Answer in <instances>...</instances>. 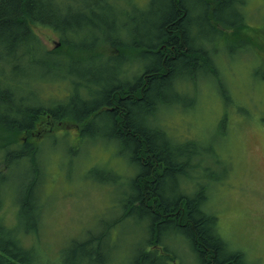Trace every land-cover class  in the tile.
I'll return each instance as SVG.
<instances>
[{
	"label": "trees",
	"instance_id": "16d2710c",
	"mask_svg": "<svg viewBox=\"0 0 264 264\" xmlns=\"http://www.w3.org/2000/svg\"><path fill=\"white\" fill-rule=\"evenodd\" d=\"M244 5V0H152L142 11L135 0H0V165L7 171L20 165L35 170L27 161L36 157L39 163L31 141L37 139V125L47 119L46 113L80 124L90 117L82 135L105 129L108 140L126 149L138 168L123 217L144 219L149 236L133 264L175 263L176 255L162 241L168 232L185 236L197 264H251L243 249L220 233L209 203L208 188L223 180L231 164L220 158L218 148L175 136L162 119L165 107H195L196 99L186 94L190 87L197 89L200 78H219L218 51L229 46L233 54L253 47L243 31ZM34 26L51 28L61 45L45 47ZM107 46L117 54L105 56ZM107 59L120 65L115 81H101L94 71L61 70L67 61L91 66ZM131 66L136 74L130 79L125 75ZM179 71L185 73L173 81ZM39 78H70L71 91L48 106L33 90ZM226 100L232 102L231 97ZM100 113L103 125L95 118ZM2 175L0 195L7 180ZM40 180L31 178L21 194V224L11 228L0 223V264H54L23 244L38 226L23 223L20 211L28 214L24 200L41 195ZM104 235L74 242L58 264H110L102 252V260L95 257L101 246H92Z\"/></svg>",
	"mask_w": 264,
	"mask_h": 264
},
{
	"label": "rangeland",
	"instance_id": "374dc122",
	"mask_svg": "<svg viewBox=\"0 0 264 264\" xmlns=\"http://www.w3.org/2000/svg\"><path fill=\"white\" fill-rule=\"evenodd\" d=\"M135 1L142 11L151 7L152 0ZM244 2L241 18L247 28L243 31L251 37L253 47L233 54L228 53L229 46L217 50L219 78H200L197 89L190 87L186 94L196 99L195 107L186 111L165 107L162 119L175 136L195 139L197 146L198 142L212 145L218 148L216 151L227 166L231 164L223 180L208 188L209 203L226 240L243 249L251 264H264V0ZM33 29L50 50L60 41L51 28ZM114 53L107 46L104 54ZM117 66L120 65L108 59L91 66L87 61L81 66L67 61L61 70L71 74L78 68L88 75L94 71L104 81L116 76ZM40 72L42 76L44 70ZM70 81L39 78L33 90L50 106L51 101L67 97ZM227 97L232 102L228 103ZM64 121L67 124L59 125L53 134L31 141L39 154V163L36 157H28L27 163L34 171L21 165L7 171L0 165V177L3 178L2 173L7 177L1 187L0 223L11 228L21 224V194L31 178L40 180L41 172V195L35 193L32 199L24 200L28 205H24L23 212L26 209L28 214L20 211L23 223L38 226L35 234L25 235L26 248L58 264L63 251H68L74 242L91 241L105 233L101 240L92 243L94 249L101 246L95 257L102 260V252L105 259L113 261L110 264H133L149 236L144 219L123 217L138 168L118 143L108 140L110 133L105 129H92L93 133L82 135L92 118L80 124V129H74L72 124L69 129L70 122ZM215 169L212 167L213 173ZM162 237L163 244L176 255L175 263L167 264H197L184 235L168 232Z\"/></svg>",
	"mask_w": 264,
	"mask_h": 264
},
{
	"label": "bare ground",
	"instance_id": "6f19581e",
	"mask_svg": "<svg viewBox=\"0 0 264 264\" xmlns=\"http://www.w3.org/2000/svg\"><path fill=\"white\" fill-rule=\"evenodd\" d=\"M69 34H71V31L69 32ZM153 48V46H151V48L150 49H152ZM130 70V71H129ZM127 72H126V75H125V77H128V78H132V76L134 77V75L136 74L135 73V71H136V69L135 68H131V69H129ZM133 71V72H132ZM129 72V73H128ZM185 73V71H183V72H181V71H179V72H177L174 76H173V81L176 79V77H178V78H181L182 76H183V74ZM110 79H114V81H115V79H116V77H111V78H109L108 80H110ZM129 79V80H130ZM99 86H102V85H99ZM105 86V88H107L106 86L107 85H104ZM170 93H172V91L170 92ZM125 95L126 96H129L128 95V91H127V93H125ZM135 95H137V93L135 94ZM132 97H134V94H132ZM135 98H136V96H135ZM113 103H115V102H113ZM112 103V104H113ZM103 117L104 116H102L101 115V113L100 114H96V116H95V118H96V120H97V122L99 123V124H101V125H103V122H105L104 121V119H103Z\"/></svg>",
	"mask_w": 264,
	"mask_h": 264
},
{
	"label": "flooded vegetation",
	"instance_id": "af4514ba",
	"mask_svg": "<svg viewBox=\"0 0 264 264\" xmlns=\"http://www.w3.org/2000/svg\"><path fill=\"white\" fill-rule=\"evenodd\" d=\"M37 128H38V126H37ZM76 129H78V128H76Z\"/></svg>",
	"mask_w": 264,
	"mask_h": 264
}]
</instances>
